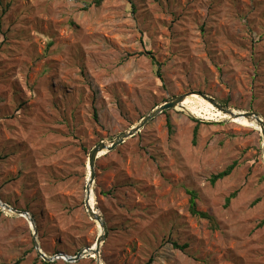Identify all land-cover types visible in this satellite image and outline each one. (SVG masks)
I'll return each instance as SVG.
<instances>
[{"label":"rangeland","instance_id":"rangeland-1","mask_svg":"<svg viewBox=\"0 0 264 264\" xmlns=\"http://www.w3.org/2000/svg\"><path fill=\"white\" fill-rule=\"evenodd\" d=\"M97 1L0 0V198L31 215L48 258L96 244L85 200L100 142L184 95L264 119V0ZM210 105L194 107L211 119L167 111L97 160L102 264H264L262 132ZM193 191L216 228L191 215ZM18 260L53 263L28 220L0 207V264Z\"/></svg>","mask_w":264,"mask_h":264},{"label":"water","instance_id":"water-1","mask_svg":"<svg viewBox=\"0 0 264 264\" xmlns=\"http://www.w3.org/2000/svg\"><path fill=\"white\" fill-rule=\"evenodd\" d=\"M200 97H202L205 101L208 103L212 104L214 107L217 109L223 111L226 113L229 117L230 120L233 121L235 119H245L248 122L251 123H256L259 125L262 136H263V141H264V119L255 112H235L231 111L229 109H225L224 107L220 106L218 103H216L212 98L203 95V94H197ZM191 95H184L181 97H175L167 102L163 103L162 105L158 106L152 113L144 117L141 122L130 129L128 132L121 133L116 137V139L111 142V143H105V142H100L97 144L92 151L89 154L88 158V171H89V177H88V183H87V190H86V200H85V207L86 211L93 221H95L100 228V235L96 241V244L91 247L84 249L80 251L75 257H70L68 255L61 254L59 256L53 257V258H48L45 256L40 249V246L38 244L37 240V228L35 225L34 219L31 217L30 214L23 212V211H17L10 207L7 204H4L0 198V207L5 210V211H10L15 213L16 215H19L21 217H24L28 220V222L31 225V228L34 233V239H35V247L45 262H54L55 260L62 259L65 262H70V263H76L80 261L81 259L90 256L91 258H95L97 260L98 264H102L100 260V253H101V248L103 244L105 243L107 236H108V227L107 223L105 222L104 218L102 215L99 214V212L96 211V209L91 205V195L93 194V185L95 181V166L97 160L106 155L109 154L113 151H115L119 146L123 145L128 139L135 137L138 133L141 132L142 129H144L151 121H153L155 118H157L159 115L171 111V110H176L186 99ZM189 115L193 116L192 114L189 113Z\"/></svg>","mask_w":264,"mask_h":264},{"label":"trees","instance_id":"trees-1","mask_svg":"<svg viewBox=\"0 0 264 264\" xmlns=\"http://www.w3.org/2000/svg\"><path fill=\"white\" fill-rule=\"evenodd\" d=\"M127 1L132 6V8H134V0H127ZM101 2H102V0H98L97 1V5H100ZM152 60H153L154 67H155L156 74H157L158 78L162 79V72H161L160 64L157 63L155 61V59L152 58ZM95 118H97L96 114H95ZM200 124H201L200 122H197V126L195 127L194 135H193V144H196V142H197L199 129H200ZM168 126H169L170 131H172V124H171L170 121L168 122ZM1 161H2V157L0 158V162ZM237 167H238V163L235 162L232 165H230L228 168H226L223 172L212 176L211 179H210L211 184L215 185L219 181H223L226 178L230 177ZM237 195H238V192L232 193L226 199V205L225 206L228 207L231 204V202L237 197ZM190 196H191V198H190V213H191V215L193 217H196V218L208 220L210 223L213 224V228H216V224H215V221H214L213 217H211L210 215H208L206 213L200 212L198 210V208H197V193L194 192V191L190 192ZM259 226L260 227L264 226V220L260 223ZM173 245H174V247L176 249H180V250H185L187 248V246H179L176 242H174ZM155 257L156 256H152L147 264H152L155 261ZM13 264H21V261L18 260V261H16ZM45 264H51V263H45ZM52 264H55V262H53Z\"/></svg>","mask_w":264,"mask_h":264},{"label":"bare ground","instance_id":"bare-ground-1","mask_svg":"<svg viewBox=\"0 0 264 264\" xmlns=\"http://www.w3.org/2000/svg\"><path fill=\"white\" fill-rule=\"evenodd\" d=\"M203 104H205L208 107V109H213V107L209 103L205 102L204 99L202 100L201 98H199L196 95L187 97V99L178 108L182 109V110H184V111H186L192 115L194 114L195 116H198V117H202V118H206V119H211V117H214V115H210V117H208L207 115H203V113H202L203 110H199L198 107H194L195 105L199 106V105H203ZM185 108H187V110ZM216 116H218V115H216ZM233 121H235L236 123H243L249 127L257 128L261 131L258 124L248 122L245 119H235ZM91 205L93 206V194L91 195Z\"/></svg>","mask_w":264,"mask_h":264}]
</instances>
